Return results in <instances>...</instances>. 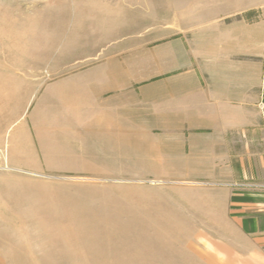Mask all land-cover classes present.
Returning a JSON list of instances; mask_svg holds the SVG:
<instances>
[{
  "label": "rangeland",
  "instance_id": "374dc122",
  "mask_svg": "<svg viewBox=\"0 0 264 264\" xmlns=\"http://www.w3.org/2000/svg\"><path fill=\"white\" fill-rule=\"evenodd\" d=\"M180 43L204 70L264 72V0H0V264L216 261L203 220L226 195L137 175L145 138L94 125L102 71L144 86Z\"/></svg>",
  "mask_w": 264,
  "mask_h": 264
},
{
  "label": "crops",
  "instance_id": "0c3cea01",
  "mask_svg": "<svg viewBox=\"0 0 264 264\" xmlns=\"http://www.w3.org/2000/svg\"><path fill=\"white\" fill-rule=\"evenodd\" d=\"M185 49L180 43L178 57L168 52L170 67L141 87L127 83L139 76L117 67L102 71L97 90L105 95L97 97L95 90L91 96L99 109L94 125L115 140L123 129L145 138L139 161L147 172L137 175L202 178L226 195L211 202L217 212L203 220L219 226L223 238L211 244L218 252L212 264H264L262 62L258 72L215 73L187 58Z\"/></svg>",
  "mask_w": 264,
  "mask_h": 264
},
{
  "label": "built area",
  "instance_id": "2783aa9c",
  "mask_svg": "<svg viewBox=\"0 0 264 264\" xmlns=\"http://www.w3.org/2000/svg\"><path fill=\"white\" fill-rule=\"evenodd\" d=\"M0 160H1V154H0Z\"/></svg>",
  "mask_w": 264,
  "mask_h": 264
}]
</instances>
